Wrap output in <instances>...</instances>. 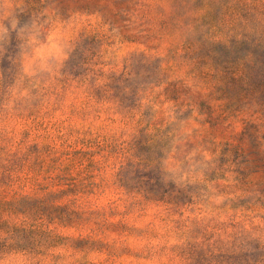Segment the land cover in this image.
Here are the masks:
<instances>
[{"label": "rangeland", "instance_id": "obj_1", "mask_svg": "<svg viewBox=\"0 0 264 264\" xmlns=\"http://www.w3.org/2000/svg\"><path fill=\"white\" fill-rule=\"evenodd\" d=\"M0 215V264H264V0H0Z\"/></svg>", "mask_w": 264, "mask_h": 264}, {"label": "trees", "instance_id": "obj_2", "mask_svg": "<svg viewBox=\"0 0 264 264\" xmlns=\"http://www.w3.org/2000/svg\"><path fill=\"white\" fill-rule=\"evenodd\" d=\"M15 204H16L15 202H11V201L6 202V205L8 206L7 208H9L7 209L9 211L8 215L10 217L14 216V218H15V215L19 212V209L16 208ZM0 219H1V215H0ZM8 222H9L8 219L4 221H0V225L5 226L7 225Z\"/></svg>", "mask_w": 264, "mask_h": 264}]
</instances>
